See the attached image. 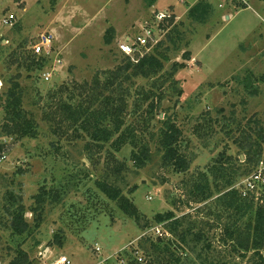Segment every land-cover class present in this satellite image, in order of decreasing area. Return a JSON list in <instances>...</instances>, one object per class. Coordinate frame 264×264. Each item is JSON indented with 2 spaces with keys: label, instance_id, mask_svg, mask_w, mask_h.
Returning <instances> with one entry per match:
<instances>
[{
  "label": "rangeland",
  "instance_id": "rangeland-1",
  "mask_svg": "<svg viewBox=\"0 0 264 264\" xmlns=\"http://www.w3.org/2000/svg\"><path fill=\"white\" fill-rule=\"evenodd\" d=\"M204 1L211 4L212 12L201 24L187 15L199 0H158L151 8L147 0H0L4 87L0 93L19 82L26 122L38 123L35 139L3 132L6 95L0 94V139L6 141L7 153L6 162L0 164V264H10L19 248L34 264H53L62 256L73 264H98L96 245L107 257L133 242L139 245L145 232L170 244L174 259H181L175 264H260L253 252L243 257L245 252H233L222 240L226 230H244L254 221V211L236 221L223 199L245 179L246 156L233 143L240 133L233 119L242 125L250 122L249 126L260 121L264 128V2ZM174 8L180 35L167 51L170 61L150 79L124 81L125 94H116L115 88L105 93L124 98L122 107L115 103L122 109L118 112L124 123L121 132H114L111 142L103 146L76 134L63 121V104L71 103L72 97L89 104L88 97L99 90L97 79L105 83L124 64L118 42L140 31V18L155 23L158 12ZM11 14L17 21L14 27L5 26L2 21ZM109 29L114 30L111 45L105 40ZM50 33L56 36L54 51L60 53L62 65L45 82L43 73L28 72L15 58L20 52L33 55L31 46ZM49 62L45 69L54 63ZM81 93L84 96L78 98ZM165 116L175 119L184 132L182 152L190 161L187 172L163 163L157 139ZM105 125L115 131V121ZM123 131H134L140 142L150 146L151 160L144 168L132 161L138 147L127 144L117 151L113 145ZM262 146L264 153V142ZM219 159L225 162L224 172L233 186L221 173L209 174L212 196L198 202L193 184L201 173L219 165L215 163ZM97 182L120 188L138 208L142 222L127 217ZM44 186L49 192H61V200L46 202L39 229L30 222L29 231L15 234L9 226L19 205L11 194L15 200L22 198L32 221L33 197ZM168 213L175 218L156 223L158 216ZM175 221L180 223L177 231L171 226ZM146 223L151 226L144 231L141 227ZM199 233L203 238L196 240Z\"/></svg>",
  "mask_w": 264,
  "mask_h": 264
},
{
  "label": "trees",
  "instance_id": "trees-1",
  "mask_svg": "<svg viewBox=\"0 0 264 264\" xmlns=\"http://www.w3.org/2000/svg\"><path fill=\"white\" fill-rule=\"evenodd\" d=\"M158 0H147V6L151 8ZM264 2V0H259ZM246 4H243L245 7ZM188 18L193 22L204 24L207 22L210 13L212 12V6L210 3L199 0L197 4L188 9ZM174 14L170 20L161 23V28L168 30L165 38L151 51L142 58L138 63H134L131 58L123 56V66L119 72H111L107 77L105 83H100L97 76L96 88L99 89L97 94L88 97L89 104H86L77 97H72L71 103H64L62 110L64 114L63 121L68 122L69 126H72L80 137H87L91 141L97 142L100 146L109 144L116 134L114 132H121L123 122L118 117V112H121L120 107L115 108V103L120 105L124 101V98L114 99L115 95L119 92L125 94L124 81H130L132 78H145L150 79L157 75L159 71L164 68V64L170 61L167 51L170 50V45H174L178 41L180 35L179 23L174 25L176 19ZM113 29L107 31L105 36L106 44L111 45L114 36ZM180 37V36H179ZM33 54V53H32ZM49 59L43 56L26 55L20 52L16 55L15 62L19 63L22 67L26 68L28 72H41L43 73L46 66L49 65ZM172 73L177 71V66H173ZM263 79V78H262ZM4 88V87H3ZM115 88V95L106 96L105 93ZM6 97L4 103L6 104V121L7 123L2 125V130L7 135L18 132L19 135L35 139L37 137L38 123L35 121L26 122V115L23 110L24 91L19 82L13 83L11 87L5 88L3 92ZM0 93V94H2ZM84 94L78 98H82ZM178 96H182V91ZM76 100V102H75ZM118 100V101H117ZM121 106V105H120ZM122 107V106H121ZM152 112V108L147 111ZM111 120L116 122L115 131L110 130L106 124ZM233 122L237 126L236 132H240L238 136L233 138V143L237 146L239 152L244 153L246 156L244 165V178L251 175L258 167L260 161L264 160L263 146L264 142V128L261 127L260 121H254L253 126H249V123L242 125V123L233 119ZM161 127L159 129L157 143L160 151L162 152V160L164 165L172 166L177 172H187L190 169V161L182 152V142L184 139L183 130L177 125V122L172 117H166L161 121ZM257 128V129H256ZM149 131V129H148ZM257 134V135H256ZM231 135V134H229ZM256 135V137H255ZM144 142V141H143ZM130 144L136 150L132 153V161L138 168H144L151 160V148L144 142H140L139 137L135 135L134 131L122 132L121 135L113 142L116 150L119 151L124 145ZM225 159L226 154L222 153L220 156ZM222 159L215 161L216 164L211 167L209 173H201L198 182L193 184V194L198 202H204L211 198L212 190L210 186L209 174L221 173L223 178L228 180V184L231 183V179L224 172V163ZM239 159V158H238ZM226 160L230 161L232 158ZM237 171V169H236ZM21 173V171L19 172ZM230 181H229V179ZM99 190L111 201L117 203L118 208L129 218L135 220V222H142V216L135 206V204L123 194L122 190L115 185L108 182H97ZM235 184V183H234ZM61 192L47 191L46 187H41L40 192L33 197L34 204L36 205L31 209L33 213V220L29 221L27 218V209L22 205V198H16L11 194L12 200L19 205V209L15 213H12L10 222V228L15 234L21 235L31 229V223L35 224L37 229L40 228L43 223V209L48 200L53 203H58L61 200ZM230 209H232L236 216V221L242 220L247 213L254 211V221L249 224L244 230L234 227L232 230H226L224 239L222 240L225 247H230L235 253L242 254L243 257L246 253L253 252L254 256H257L260 264H264V206L256 204L252 199L242 197L240 190L233 187L223 199ZM21 202V203H20ZM9 212V208L7 209ZM175 218L173 213L160 215L156 219L157 224H162L166 220ZM148 223L141 228L145 231L150 227ZM173 230L179 229V221H175L171 224ZM147 233V232H145ZM144 233V234H145ZM184 240V236H182ZM196 240L203 238L202 233L195 235ZM141 247L144 249L146 257L145 264H175L180 263V257H177L172 253L170 244L164 243V240L158 238L157 240L147 235L141 239ZM10 264H34L31 261L29 254L22 248L17 250L16 257ZM134 264H139L134 261Z\"/></svg>",
  "mask_w": 264,
  "mask_h": 264
},
{
  "label": "built area",
  "instance_id": "built-area-1",
  "mask_svg": "<svg viewBox=\"0 0 264 264\" xmlns=\"http://www.w3.org/2000/svg\"><path fill=\"white\" fill-rule=\"evenodd\" d=\"M224 1V0H223ZM223 5H219L222 7ZM174 13L168 10L160 11L152 20L140 21L141 29L134 36H126L122 41L118 42V51L123 56L131 58L134 63H138L144 56L151 53V51L165 38L168 30L161 28V23L170 20ZM176 17L174 25L176 24ZM17 19L11 14L5 17L2 23L8 27H14ZM167 23V22H166ZM56 43V36L54 34L42 35L38 42L31 46V51L34 55L43 56L50 61L53 60V65L45 69L42 77L45 82H50L51 79L58 74L57 66L62 65L60 53L54 51V44ZM3 84L0 81V90ZM0 139V164L6 162L7 153L5 152L6 141ZM241 191L243 198H250L256 204L264 206V160L260 161L256 170L239 183L238 187H234ZM150 233H145L142 238L147 237ZM94 253L100 257L98 264H134L136 261L139 264L146 263L144 249L136 242L124 247L121 251L109 255L102 256V249L98 245L93 249ZM53 264H73L72 261L62 256Z\"/></svg>",
  "mask_w": 264,
  "mask_h": 264
},
{
  "label": "crops",
  "instance_id": "crops-1",
  "mask_svg": "<svg viewBox=\"0 0 264 264\" xmlns=\"http://www.w3.org/2000/svg\"><path fill=\"white\" fill-rule=\"evenodd\" d=\"M165 10L173 11V13L175 12L174 14L176 15V10H175V8H174V10H173V9H165ZM162 11H164V10H162ZM142 20H143V18H140L139 22L142 21Z\"/></svg>",
  "mask_w": 264,
  "mask_h": 264
}]
</instances>
